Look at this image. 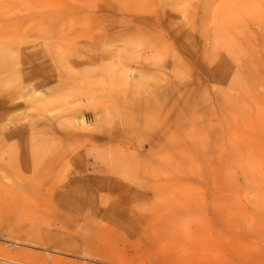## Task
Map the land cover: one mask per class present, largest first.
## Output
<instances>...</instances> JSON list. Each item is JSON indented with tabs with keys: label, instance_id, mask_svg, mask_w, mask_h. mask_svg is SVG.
I'll return each instance as SVG.
<instances>
[{
	"label": "rangeland",
	"instance_id": "obj_1",
	"mask_svg": "<svg viewBox=\"0 0 264 264\" xmlns=\"http://www.w3.org/2000/svg\"><path fill=\"white\" fill-rule=\"evenodd\" d=\"M0 264H264V0H0Z\"/></svg>",
	"mask_w": 264,
	"mask_h": 264
},
{
	"label": "bare ground",
	"instance_id": "obj_2",
	"mask_svg": "<svg viewBox=\"0 0 264 264\" xmlns=\"http://www.w3.org/2000/svg\"><path fill=\"white\" fill-rule=\"evenodd\" d=\"M208 8L209 7H207V5L205 3H198V5H192V6H189V7L183 8V9H180L179 10V13H177V14L180 15L178 17H176L174 15V11L169 10L172 13V15L166 16L167 17L166 19L170 20V22L172 23L173 21H175L179 17H181L183 19H188L192 15H194V17H197V15L199 13H202V12L204 13L205 11L208 10ZM213 9L214 10H218V7H213ZM166 10L167 9L164 10L165 13H166ZM160 19H161V17H160ZM224 28L226 30H228L229 32H232L231 31L232 29L230 28V26H228L227 28H226V26H224ZM233 29H235L233 31L234 33H236L237 31L239 33H241V32L244 31L243 27H238V28L237 27H234ZM219 31L222 32V31H224V29L218 27V28L215 29V32L214 33L217 35V34H219ZM195 34H201L199 32V27L197 25H194V26L190 25V26H188V28L185 27V25H182L181 27H178L176 30H174L172 32L171 31L169 32V36L170 37L171 36L178 37V36H183V35L184 36H194ZM246 34H248V33H246ZM165 97H166V95H165ZM159 104H160L159 99L153 97L151 100H148V101H145L143 103H140L139 105L141 107H144L147 111H151L155 106L158 108V110H161V107L159 106ZM154 113L155 112H153V114ZM160 114H161L160 112H157L156 115H155V117L160 116ZM82 122H83V119H82ZM173 134L174 133H171V134L168 135V137H166L167 138V143H159V142H156V144H153V149L148 154L149 156H151V155H153V154H155L156 152L159 151L161 153V155H165V159H166L165 163H166V166H168V168H170L171 165H172V157H170V151H171L172 143H174ZM150 146H151V144H150ZM136 165H140V164L137 163ZM148 168H150V167H148ZM149 170H150V172L152 174H156L157 173V170H155V169H149ZM108 181H109V185L112 186V181L111 180H108ZM121 185L122 184L120 182L117 183V184H116V182H114V186H121ZM122 191H123V188L120 191H118L119 194H121ZM118 192L116 190L113 195H115L116 197H118L119 196Z\"/></svg>",
	"mask_w": 264,
	"mask_h": 264
}]
</instances>
